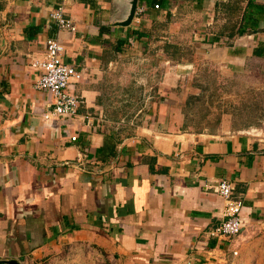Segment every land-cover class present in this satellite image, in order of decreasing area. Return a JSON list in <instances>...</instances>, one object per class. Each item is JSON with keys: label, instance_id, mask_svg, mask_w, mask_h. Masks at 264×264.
<instances>
[{"label": "crops", "instance_id": "1", "mask_svg": "<svg viewBox=\"0 0 264 264\" xmlns=\"http://www.w3.org/2000/svg\"><path fill=\"white\" fill-rule=\"evenodd\" d=\"M55 2L0 0V257L23 264L74 240L111 264H244L264 240V117L258 135L227 116L181 129L155 73L189 45L226 72L264 73V0H137L125 27L110 25L123 0H65L74 31L49 18ZM49 38L82 75L67 88L74 114L44 120L51 97L31 63ZM222 178L242 202L233 239L206 234L224 204L208 185Z\"/></svg>", "mask_w": 264, "mask_h": 264}, {"label": "rangeland", "instance_id": "2", "mask_svg": "<svg viewBox=\"0 0 264 264\" xmlns=\"http://www.w3.org/2000/svg\"><path fill=\"white\" fill-rule=\"evenodd\" d=\"M195 52L190 45L181 53L172 51L171 61L167 64L173 67L171 72L165 75L157 70L155 73L156 81L163 83L167 94H172L179 103L180 128L210 131L220 124L223 116H227L230 127H245V132L253 128L250 126L257 125L258 119L264 117V73L258 70V64L248 62L246 68L242 66L226 72L212 62L208 54ZM156 62L159 65L163 60L158 58ZM176 64H188L189 67L183 70ZM253 247L246 248L244 264H264V240ZM23 264L111 263L98 249L71 240L52 246L45 254Z\"/></svg>", "mask_w": 264, "mask_h": 264}, {"label": "built area", "instance_id": "3", "mask_svg": "<svg viewBox=\"0 0 264 264\" xmlns=\"http://www.w3.org/2000/svg\"><path fill=\"white\" fill-rule=\"evenodd\" d=\"M65 0H56L54 7L49 12V18L54 22L58 30L74 31L75 27L71 20L63 15V3ZM157 7L156 4L153 6ZM141 10V8H138ZM62 44L55 38L45 41L43 55L32 61L31 66L39 70L34 82V88L46 91L51 99L48 108L42 113L44 120L56 117H71L78 103L76 95L68 92L67 88L71 81L78 80L82 72L73 65L62 60ZM256 132L254 129L246 131ZM251 135H256L251 133ZM214 193L223 199L222 219L208 229L206 234L210 237L226 236L235 238L241 228L240 210L242 202L233 195V185L228 179L222 178L208 185ZM234 254V251H231Z\"/></svg>", "mask_w": 264, "mask_h": 264}, {"label": "water", "instance_id": "4", "mask_svg": "<svg viewBox=\"0 0 264 264\" xmlns=\"http://www.w3.org/2000/svg\"><path fill=\"white\" fill-rule=\"evenodd\" d=\"M137 5V0H123V6L121 8V12L119 17L112 21L110 25L113 26H128L135 13V8ZM4 39L0 36V47L4 46ZM0 264H21L20 261L13 257H0Z\"/></svg>", "mask_w": 264, "mask_h": 264}, {"label": "trees", "instance_id": "5", "mask_svg": "<svg viewBox=\"0 0 264 264\" xmlns=\"http://www.w3.org/2000/svg\"><path fill=\"white\" fill-rule=\"evenodd\" d=\"M243 31V30H242ZM239 32V31H238Z\"/></svg>", "mask_w": 264, "mask_h": 264}]
</instances>
